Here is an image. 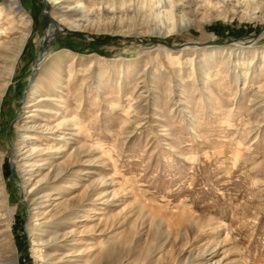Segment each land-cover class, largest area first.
I'll return each instance as SVG.
<instances>
[{"label":"rangeland","instance_id":"374dc122","mask_svg":"<svg viewBox=\"0 0 264 264\" xmlns=\"http://www.w3.org/2000/svg\"><path fill=\"white\" fill-rule=\"evenodd\" d=\"M18 1L0 264H264V0L203 21L211 2L175 0L202 13L165 38L134 33L141 0Z\"/></svg>","mask_w":264,"mask_h":264},{"label":"bare ground","instance_id":"6f19581e","mask_svg":"<svg viewBox=\"0 0 264 264\" xmlns=\"http://www.w3.org/2000/svg\"><path fill=\"white\" fill-rule=\"evenodd\" d=\"M218 1L219 0H214V1L207 0L208 3L211 2L212 7L210 8V10L204 11V14L202 16V21L207 20L209 17L214 16V15L226 14V11H227L226 8H220V10H217V12H214L213 9L214 8L217 9L216 3ZM9 2L10 3L8 6L10 7L11 12H8V13L4 12L3 20H6L8 23H11L13 26H15L16 24V17H15L16 14L15 13L18 12L19 10V5H18L19 1L9 0ZM125 4H126L125 1L121 0V3L119 4L115 3L114 5H112L111 6L112 9L114 8L113 13L118 12V10L124 7ZM179 7L180 5H178L175 2V0H141L137 8H133V9H131L130 7L128 9L126 8L127 9L126 11L134 10L135 12L140 13L141 15L139 19H137L136 17L131 18L128 23L130 26L138 25V27H140L141 30H137L134 33L139 36H143V37L145 33L155 34L162 38H165L170 35L178 34L181 31H183L185 28H187L193 22V18L195 19V17L199 15V13H202V11H199V10L196 11L190 7L184 8L183 6L181 9ZM87 12H88V9L80 10L79 11L80 17L77 19H74L73 21H69L67 27L70 29H78V30L85 28L86 26L84 27V22L88 20V18H86ZM20 23H21L22 29L24 31H27L30 25V19L21 17ZM6 33L7 31H4V30L0 31V41L2 37L6 35ZM125 34H128V33H125ZM49 38L50 36H46L45 40ZM158 40L162 42L161 38ZM23 41H24V37H22V39L19 41L16 48L14 49L10 48V50H8V47L7 45L4 44V42H0V51L8 50L7 56L0 54V59L8 62L7 72L6 74L2 75L0 78V80L3 81L2 83H0L1 84L0 87L2 86V89H4L3 86L7 85L10 82L9 80L11 79V76L14 70L13 66L17 60L18 55L20 54V48L22 46ZM1 101H2V95H0V106H1ZM62 171H63V168L58 169V170H53L51 173H48L46 177H42L39 181L41 180L43 181V179H46L47 183L53 184V182H51L50 179L52 180V178L57 177L59 173H61ZM76 187L77 185H75V188ZM45 190L46 188H42L41 190L39 189L38 191L34 192V194L44 193ZM37 204H38V201L34 203V205H37ZM102 247H103V243L100 245L101 250L103 249ZM12 263L13 262L11 261V264Z\"/></svg>","mask_w":264,"mask_h":264}]
</instances>
